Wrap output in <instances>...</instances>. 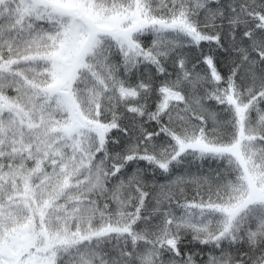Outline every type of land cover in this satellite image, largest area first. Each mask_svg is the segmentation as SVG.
I'll return each mask as SVG.
<instances>
[{
  "label": "snow or ice",
  "instance_id": "obj_1",
  "mask_svg": "<svg viewBox=\"0 0 264 264\" xmlns=\"http://www.w3.org/2000/svg\"><path fill=\"white\" fill-rule=\"evenodd\" d=\"M0 264H264V0H0Z\"/></svg>",
  "mask_w": 264,
  "mask_h": 264
}]
</instances>
